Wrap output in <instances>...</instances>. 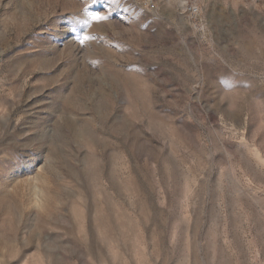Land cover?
Wrapping results in <instances>:
<instances>
[{"label":"rangeland","instance_id":"1","mask_svg":"<svg viewBox=\"0 0 264 264\" xmlns=\"http://www.w3.org/2000/svg\"><path fill=\"white\" fill-rule=\"evenodd\" d=\"M181 1L0 0V264H264V0Z\"/></svg>","mask_w":264,"mask_h":264},{"label":"snow or ice","instance_id":"2","mask_svg":"<svg viewBox=\"0 0 264 264\" xmlns=\"http://www.w3.org/2000/svg\"><path fill=\"white\" fill-rule=\"evenodd\" d=\"M102 0H92V3L93 4H98V3H101ZM90 15V20L92 21H103V20H106L107 17L106 16H103V15H100L98 13L96 14H89ZM90 20H84L82 21V25L84 26H87L89 23H90ZM91 37H88V36H84L81 40H80V43H84V41L90 39Z\"/></svg>","mask_w":264,"mask_h":264},{"label":"bare ground","instance_id":"3","mask_svg":"<svg viewBox=\"0 0 264 264\" xmlns=\"http://www.w3.org/2000/svg\"><path fill=\"white\" fill-rule=\"evenodd\" d=\"M169 3H175L176 5H179L182 3L181 0H167Z\"/></svg>","mask_w":264,"mask_h":264},{"label":"built area","instance_id":"4","mask_svg":"<svg viewBox=\"0 0 264 264\" xmlns=\"http://www.w3.org/2000/svg\"><path fill=\"white\" fill-rule=\"evenodd\" d=\"M145 4H147V5H152V3H150L149 1H147ZM192 10V9H191ZM195 12H197V10L195 9Z\"/></svg>","mask_w":264,"mask_h":264}]
</instances>
